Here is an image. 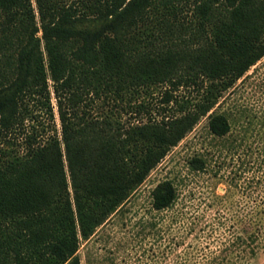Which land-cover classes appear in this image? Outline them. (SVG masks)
Returning <instances> with one entry per match:
<instances>
[{
    "label": "trees",
    "instance_id": "1",
    "mask_svg": "<svg viewBox=\"0 0 264 264\" xmlns=\"http://www.w3.org/2000/svg\"><path fill=\"white\" fill-rule=\"evenodd\" d=\"M263 55L264 0H0V264H81L80 240L203 115L214 135L230 132L228 114L212 108ZM204 81L192 105L166 91L175 113L126 121L116 112L152 85ZM52 98L59 130L41 119H54ZM188 164L204 170L207 159ZM262 164L264 155L240 159L230 211L220 206L233 192L216 195L214 217L190 226L197 240L171 264H261ZM178 195L163 179L152 208L170 209Z\"/></svg>",
    "mask_w": 264,
    "mask_h": 264
},
{
    "label": "rangeland",
    "instance_id": "2",
    "mask_svg": "<svg viewBox=\"0 0 264 264\" xmlns=\"http://www.w3.org/2000/svg\"><path fill=\"white\" fill-rule=\"evenodd\" d=\"M205 85V81L178 87L155 84L119 101L116 112L126 121L146 120L150 116L160 118L179 108V103L173 100L166 102L167 90L179 102L192 105L201 99ZM128 100H131L130 106L126 104ZM52 102L54 119L47 114L41 119L50 127L54 123L59 130L55 98ZM139 102L144 108L137 113L133 109H137ZM212 110L228 114L230 132L223 137L214 135L208 128L207 115H203L176 145L170 147L124 204L92 235L80 240L77 253L81 264H171L175 251L182 252L190 241L197 240L195 233L189 232L190 226L201 223L203 216L214 217L220 206L216 203V195L233 192L220 206L230 211L228 202L240 195L231 181L240 159L258 161L264 155V55L223 92ZM16 135L22 139L24 134L19 129ZM196 154L206 157L204 170L189 167L188 160ZM247 167L242 168L241 184L252 174V169ZM166 178L174 181L179 195L172 208L157 211L151 205V191ZM257 262L264 264V257Z\"/></svg>",
    "mask_w": 264,
    "mask_h": 264
}]
</instances>
